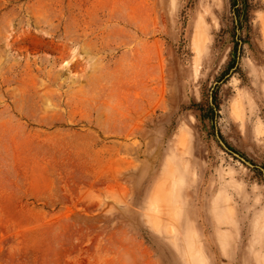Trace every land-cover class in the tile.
Returning <instances> with one entry per match:
<instances>
[{
	"label": "rangeland",
	"instance_id": "obj_1",
	"mask_svg": "<svg viewBox=\"0 0 264 264\" xmlns=\"http://www.w3.org/2000/svg\"><path fill=\"white\" fill-rule=\"evenodd\" d=\"M0 264H264V0H0Z\"/></svg>",
	"mask_w": 264,
	"mask_h": 264
},
{
	"label": "trees",
	"instance_id": "obj_2",
	"mask_svg": "<svg viewBox=\"0 0 264 264\" xmlns=\"http://www.w3.org/2000/svg\"><path fill=\"white\" fill-rule=\"evenodd\" d=\"M207 111H209L214 117L216 116V107H214L213 105L209 104L207 107ZM259 170H261V169H259Z\"/></svg>",
	"mask_w": 264,
	"mask_h": 264
},
{
	"label": "water",
	"instance_id": "obj_3",
	"mask_svg": "<svg viewBox=\"0 0 264 264\" xmlns=\"http://www.w3.org/2000/svg\"><path fill=\"white\" fill-rule=\"evenodd\" d=\"M223 146V145H222ZM224 147V146H223ZM234 156L235 157H237L238 159H240L241 161H243V162H245L242 158H240V156L239 155H237V154H234Z\"/></svg>",
	"mask_w": 264,
	"mask_h": 264
},
{
	"label": "bare ground",
	"instance_id": "obj_4",
	"mask_svg": "<svg viewBox=\"0 0 264 264\" xmlns=\"http://www.w3.org/2000/svg\"><path fill=\"white\" fill-rule=\"evenodd\" d=\"M204 38V37H203Z\"/></svg>",
	"mask_w": 264,
	"mask_h": 264
}]
</instances>
